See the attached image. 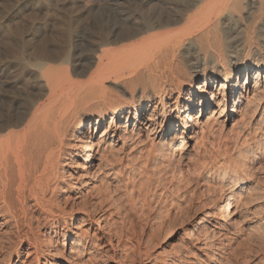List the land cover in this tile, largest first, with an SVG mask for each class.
Segmentation results:
<instances>
[{
	"label": "bare ground",
	"instance_id": "bare-ground-1",
	"mask_svg": "<svg viewBox=\"0 0 264 264\" xmlns=\"http://www.w3.org/2000/svg\"><path fill=\"white\" fill-rule=\"evenodd\" d=\"M10 1L0 0L1 252L16 264H98L102 248V264H246L258 230L243 216L246 186L264 160V0L168 10L143 0L164 15L144 20L146 10L139 24L124 10L133 0ZM103 9L121 31L78 53L76 19ZM257 93L260 117L246 122ZM219 105L229 127L216 134ZM142 137L152 138L135 148Z\"/></svg>",
	"mask_w": 264,
	"mask_h": 264
},
{
	"label": "rangeland",
	"instance_id": "rangeland-1",
	"mask_svg": "<svg viewBox=\"0 0 264 264\" xmlns=\"http://www.w3.org/2000/svg\"><path fill=\"white\" fill-rule=\"evenodd\" d=\"M9 1L10 0H7V3ZM11 1H14V0H11ZM84 1H83V3H84ZM142 1L143 0H135V1L133 0V3H135V2L136 3H139V4H136V5L135 4L133 5V3H131L132 1H130L129 3H124V8H125L124 10L127 9L126 11H130L129 13H131V10H132L135 15H133V14H131V15L133 16V18L134 17L137 18V19L134 18V20L136 22H138V24L139 23H142V21H144L146 17L147 18H149V17L150 18H153L155 16V14L158 12L155 9L153 10V8H152V10L151 9L150 10L149 9L148 10L145 9L147 7L143 8V11H142L141 8H139ZM184 1H186V0H184ZM161 2L159 3V5L162 4L161 5L162 7L159 6V8H158V6H157V8L155 7L156 9L163 10L164 8H166V7L169 8L170 6L172 8V6L175 4V2L173 0H165V4H164V0L161 1ZM2 3L4 4L5 2L2 1ZM125 5L127 7H125ZM128 7H130V10H128ZM131 7L133 9H135L134 7H136L137 10L134 11ZM107 10H109V9H107ZM107 10L106 9H103V12L102 11L101 12L100 11H96L97 13L95 12V10H93V11H91L92 14H91V12L85 11L84 13H82L78 17V20L76 19V22L74 23V26L76 25L77 27H79L78 28L79 29V32L77 33V38L78 39H81L82 38L80 40V42H79V44H81V45L79 46V49H77L78 53H82V54L85 53L84 55H86L88 53L87 50H86V49H88V47H87V44L88 43L87 42H91L93 40V38L96 37V35L97 36H99V35H105L108 32L107 30H109L111 32V29H113V28H114L113 30L116 31V32H120L121 31L120 28H119L120 26L118 24L115 25L116 23H119V20L122 21L121 18H118V12H116V10H114V9H112V11L110 10L111 12H109V11L107 12ZM160 10H159L158 13L159 14H163L164 11H162L163 12L162 13ZM136 11H138V12L136 13ZM145 11L146 12L149 11L148 15L145 13ZM150 11L151 12L153 11L155 13H153V12L150 13ZM94 12H95V14H94ZM112 12H113V14H112ZM140 13H141V16H140ZM144 13L147 16H145ZM142 14L144 15V20L142 19V17H143ZM150 14H151V16H149ZM114 15H115V17H114ZM111 25H112V28H111ZM115 26H116V28H115ZM122 30H123V28H122ZM21 32H24V29H21ZM46 36L48 38L45 37V35H44L45 38H43L45 42H50L51 43V42L54 41V40H51V39H54V38H52L53 37L52 34H51L52 37L50 36L49 33H47ZM0 37H1V35H0ZM1 49H3V47H1ZM251 90H252V88H250L249 91H251ZM214 93H216V92H214ZM259 95H260V97L262 96L260 93L259 94L257 93V94H254L253 97L249 100L251 103L249 104V108L247 109V111L249 109L250 110H254V109L256 110L257 109L256 107H258ZM244 103H245V99H244L242 105ZM225 105H227L226 102H225ZM220 107H221L220 105L219 106H215V110L217 111L216 114L214 115L215 121H216L214 125H215V128H217V131L215 129L216 134L222 132V131H220L222 129H223V132L224 131H227V129L229 127V125H228L227 122H223L224 121V118H222V116H219L218 115L219 112H220L219 111L220 110ZM229 107H230V105H229ZM227 108H228V106H227ZM195 115L197 116V113ZM254 115H255V118H252V119L250 118V116L252 117V114H250L249 116L246 115V117H244L245 118V121L246 122L247 121L248 122L249 121L253 122L255 120L254 122H256L259 119V117H260V112H259L258 109L256 110V113ZM107 123H108V120L106 121V124ZM221 127H222V129H221ZM249 132H251V131H248L247 133H249ZM191 135H192V128L189 130V133L186 134V142L187 143H189L188 141L190 140ZM144 138L145 137H142L141 138L142 142H140V145L138 144V146H136L135 148H137V147H143L145 145H148L149 142L151 141L149 139L152 138V137H149L148 140H145ZM127 150H129V148H127ZM67 163H68V161H67ZM65 170L67 171V174L70 175L69 177L76 176L75 175V172L77 171V169L74 170L72 168H69V166H66L65 167ZM249 174L252 175L251 176L252 179H251V181H249V183L247 184L246 188L249 190V193L248 194H251L250 196L247 194L248 195L247 196L248 197L247 199L249 200V198L250 197L251 198L249 200L250 202L247 200V203L249 202L248 203L249 204V211H247L243 216H244L245 221H247V225H249L250 228H252V229L254 228L255 229V230L253 229L254 231H256V229H258V230L260 229V230L259 231L258 230L256 231L255 236L254 235L252 236V240H251V243L250 244L245 243L247 247L245 249V253L243 254V256L246 259L245 260L246 261V264H264V238L263 237L262 238H259V236H261V233H262L261 232L262 231V228L264 229V160H262L257 165V168L256 169H254V168L251 169V171L249 172ZM251 199H252V201H251ZM186 211H184L183 216L186 215ZM153 219H156V216L151 211H149V213H147L146 218H144L141 223H138V226L141 227V228L138 227V231L139 232L142 231V232H140V234L142 233L144 235L147 232V230L149 228V225L151 224L150 222H152ZM139 224H141V225H139ZM183 225H185V224H183ZM192 225H193V223H190V224H187V225H185V226H183L181 228H177V227L175 228V226L173 224H170L168 227L164 228L160 232V235H159V238H158L159 241H157L156 243L158 244V243H161V242L166 241L167 238H168V236H169V234L172 231H175V232L177 231V233L180 236H182V235H184V231L183 230L186 231V230L190 229L192 227ZM245 227H246V225H245ZM241 228H242L241 230L243 231L242 232V235H244L246 233L245 232L246 229L244 230V226H241ZM98 237H99L98 239H100V240L97 241L98 244H100V243H102V242L105 241V238H101L102 236H98ZM52 239H53L54 242L56 241L55 238H52ZM14 241H16V240L14 239V237L11 236L10 240H8L7 242H8V244L10 246H12V242H14ZM107 249L108 248H102V249H100V250L97 251V256H98L97 257V260H98L97 263L98 264H102L103 262H105L107 260V258L110 257L111 251L110 250L107 251ZM155 249L156 248H154L152 250L153 251H156ZM7 251H8L7 249L6 250L4 249L1 252V249H0V264H4L6 262V260L8 261L10 259V258H7V256H6L7 255ZM30 260H31V258L28 261H30ZM9 261L10 262H13L11 264H16V262H14V261H16L15 253L11 256V259Z\"/></svg>",
	"mask_w": 264,
	"mask_h": 264
}]
</instances>
